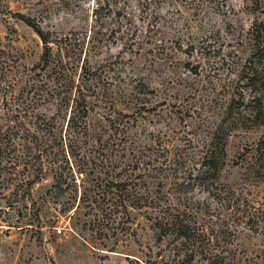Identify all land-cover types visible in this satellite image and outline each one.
I'll return each mask as SVG.
<instances>
[{
  "label": "rangeland",
  "instance_id": "obj_1",
  "mask_svg": "<svg viewBox=\"0 0 264 264\" xmlns=\"http://www.w3.org/2000/svg\"><path fill=\"white\" fill-rule=\"evenodd\" d=\"M110 1L106 6L103 0H0V82L10 53L20 78L14 93L35 80L47 96L39 113L54 112L49 92L59 84L71 87V99L81 91L88 113L79 152L96 168L138 149L156 162L167 158L174 167L223 123L231 96L223 84L233 77H225L226 63L245 54L255 0ZM18 14L49 34L54 73L33 70L43 43ZM262 138L264 123L227 134L219 180L234 193L226 203L194 193L209 207L201 223L228 242L233 264H264V229L252 231L241 210L255 200L264 203V179L246 180L252 154L246 150ZM53 185L48 171L28 195L25 185L13 194L14 185L0 177V264H148L156 259L160 246L145 209L130 210L127 233L98 236L89 228L95 215L80 195L70 189L59 193Z\"/></svg>",
  "mask_w": 264,
  "mask_h": 264
},
{
  "label": "trees",
  "instance_id": "obj_2",
  "mask_svg": "<svg viewBox=\"0 0 264 264\" xmlns=\"http://www.w3.org/2000/svg\"><path fill=\"white\" fill-rule=\"evenodd\" d=\"M110 3L103 0L106 6ZM254 4L245 54L226 63L225 77H233L223 84L231 89L223 123L197 151L175 161L174 167L171 160L164 158L156 162L157 157L138 149L123 154L119 162L107 160L105 167L103 164L96 168L91 157L79 152L78 140L87 133L88 110L82 92L71 99V87L59 84L60 89L54 87L49 92L50 98L55 99L54 112L39 113L38 105L47 96L35 80L18 94L14 93V85L20 78L11 54L7 53L6 72L0 82V177L6 179L7 185H14L13 194H19L25 185L28 195L29 188L51 172L53 186L59 193L70 189L80 195L79 200L87 211L94 213L89 228L98 236L108 231L112 235L120 231L127 233L130 210L145 209L155 242L160 246L156 259L148 264H192L199 260L206 264H233V256L228 257V242H220L201 223L209 207L194 193L206 192L226 203L224 199L234 193L231 185L219 180L226 162L227 134L238 127L264 123V2L255 0ZM96 5L99 7L98 2ZM96 13L93 9L95 18L99 17ZM18 16L33 28L43 43L40 62L33 70L48 72L50 69L54 73V68H50L53 63L49 34L29 18ZM246 151L252 152L246 180L264 179V138ZM116 167L120 172L114 174ZM125 169L124 177L116 179ZM95 171L100 174L93 175ZM235 199L238 203L239 196ZM243 209L252 231L264 229V203L255 200ZM165 251L168 252L166 259L162 256Z\"/></svg>",
  "mask_w": 264,
  "mask_h": 264
},
{
  "label": "built area",
  "instance_id": "obj_3",
  "mask_svg": "<svg viewBox=\"0 0 264 264\" xmlns=\"http://www.w3.org/2000/svg\"><path fill=\"white\" fill-rule=\"evenodd\" d=\"M56 231H57L58 233H60V232H61V228L57 227V228H56Z\"/></svg>",
  "mask_w": 264,
  "mask_h": 264
}]
</instances>
